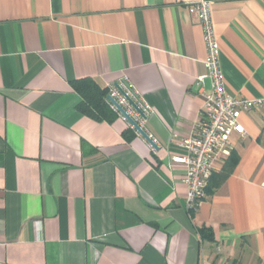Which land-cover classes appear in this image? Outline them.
Returning a JSON list of instances; mask_svg holds the SVG:
<instances>
[{
    "label": "crops",
    "instance_id": "0c3cea01",
    "mask_svg": "<svg viewBox=\"0 0 264 264\" xmlns=\"http://www.w3.org/2000/svg\"><path fill=\"white\" fill-rule=\"evenodd\" d=\"M195 1L0 0V264H264V105L196 209L171 164L211 89ZM210 1L227 90L264 97V0ZM87 78L140 93L159 148L82 113Z\"/></svg>",
    "mask_w": 264,
    "mask_h": 264
},
{
    "label": "built area",
    "instance_id": "2783aa9c",
    "mask_svg": "<svg viewBox=\"0 0 264 264\" xmlns=\"http://www.w3.org/2000/svg\"><path fill=\"white\" fill-rule=\"evenodd\" d=\"M188 9L202 25L207 50L204 60L206 71L198 77L196 87L202 88L205 79L208 78L211 89L204 96L200 117L193 132L181 142L180 150L172 154L171 164L182 168L183 182L188 187L187 206L190 209H196L205 196L206 188L218 163L233 152L232 135L245 133V127L241 122L243 112L263 106L264 97L250 99L235 96L227 90L225 73L220 63L221 44L215 29L211 1L198 0L189 3ZM121 88L148 116L152 115L153 111L143 96L125 80L110 86L107 102L129 123L132 129L139 133L109 98L111 96L117 100L126 112L144 127L146 119L125 96ZM149 134L153 137L151 133Z\"/></svg>",
    "mask_w": 264,
    "mask_h": 264
},
{
    "label": "trees",
    "instance_id": "16d2710c",
    "mask_svg": "<svg viewBox=\"0 0 264 264\" xmlns=\"http://www.w3.org/2000/svg\"><path fill=\"white\" fill-rule=\"evenodd\" d=\"M73 86L82 97V101L78 105V109L82 113L87 114L97 120L114 119L115 115L109 108V104L107 102V95L109 93V89L107 87H101L94 80L88 78L74 82ZM232 154L230 156H232ZM213 176L214 174L212 175L206 190H208ZM222 179L223 178H221L220 180ZM201 234L203 235V237L211 241L214 240V234L210 228H202Z\"/></svg>",
    "mask_w": 264,
    "mask_h": 264
},
{
    "label": "water",
    "instance_id": "95a60500",
    "mask_svg": "<svg viewBox=\"0 0 264 264\" xmlns=\"http://www.w3.org/2000/svg\"><path fill=\"white\" fill-rule=\"evenodd\" d=\"M117 84V83H116ZM121 91L125 94V96L131 101V103L135 106V108L140 112V114L143 116V118L147 119L148 115L137 105V103L125 92L124 89L121 88ZM110 100L117 106V108L126 116L128 121L134 125L135 129L149 142V144L154 148L158 149L159 145L157 144L156 140L150 136L149 132L142 127L137 121H135L123 108L122 105H120L117 100H115L113 97L109 96Z\"/></svg>",
    "mask_w": 264,
    "mask_h": 264
}]
</instances>
